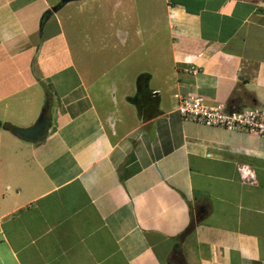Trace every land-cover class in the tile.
Instances as JSON below:
<instances>
[{
	"label": "crops",
	"instance_id": "0c3cea01",
	"mask_svg": "<svg viewBox=\"0 0 264 264\" xmlns=\"http://www.w3.org/2000/svg\"><path fill=\"white\" fill-rule=\"evenodd\" d=\"M59 2L0 0V120L49 117L0 128V264H264V135L178 110L264 108V0H145L151 39L118 28L82 65L57 12L40 31Z\"/></svg>",
	"mask_w": 264,
	"mask_h": 264
},
{
	"label": "rangeland",
	"instance_id": "374dc122",
	"mask_svg": "<svg viewBox=\"0 0 264 264\" xmlns=\"http://www.w3.org/2000/svg\"><path fill=\"white\" fill-rule=\"evenodd\" d=\"M143 1L145 0H75L64 5L56 13L59 23L66 31L74 56H77L80 65L87 60L86 55H89L88 41L95 37L105 39L107 35H111L118 28L125 29L131 37L136 25L139 28L143 26L149 31H142L137 40L151 39L152 24L158 29L159 27L152 19L154 18L152 14L150 12L148 14L151 7H148ZM159 33L156 35L157 38L162 35L161 31ZM114 38L116 39V36ZM145 50L149 52L148 58L157 56V50L153 51L151 47L140 46L135 55H131L130 48H127L125 54L129 59L125 65L131 66L133 57L143 60L141 64L135 66L145 65L146 61L143 59V57H147L144 55ZM1 121L6 120L2 119Z\"/></svg>",
	"mask_w": 264,
	"mask_h": 264
},
{
	"label": "built area",
	"instance_id": "2783aa9c",
	"mask_svg": "<svg viewBox=\"0 0 264 264\" xmlns=\"http://www.w3.org/2000/svg\"><path fill=\"white\" fill-rule=\"evenodd\" d=\"M192 70L196 69L192 67ZM178 110L184 118L204 125L264 135V108L261 107L235 109L223 103L210 105L202 96L190 95L180 96ZM238 168L244 181L255 179V174L247 165L240 164Z\"/></svg>",
	"mask_w": 264,
	"mask_h": 264
},
{
	"label": "water",
	"instance_id": "95a60500",
	"mask_svg": "<svg viewBox=\"0 0 264 264\" xmlns=\"http://www.w3.org/2000/svg\"><path fill=\"white\" fill-rule=\"evenodd\" d=\"M70 1L72 0H60L59 3L53 5L52 7H50V9L45 11L40 21L41 33L43 32V28L48 17H50L52 13L58 12L65 4ZM145 86H147V84H145ZM134 100H136V103L140 102V96L138 95ZM48 124L49 117L45 115V112H43L42 115L39 117L38 121L33 126L27 128L14 126L12 131L26 139L36 141L46 134Z\"/></svg>",
	"mask_w": 264,
	"mask_h": 264
},
{
	"label": "trees",
	"instance_id": "16d2710c",
	"mask_svg": "<svg viewBox=\"0 0 264 264\" xmlns=\"http://www.w3.org/2000/svg\"><path fill=\"white\" fill-rule=\"evenodd\" d=\"M50 106V102H49V98L46 100V104H45V110H47ZM44 110V111H45ZM13 127L14 125L10 122H7V121H1L0 120V128H3V129H7V130H13Z\"/></svg>",
	"mask_w": 264,
	"mask_h": 264
},
{
	"label": "flooded vegetation",
	"instance_id": "af4514ba",
	"mask_svg": "<svg viewBox=\"0 0 264 264\" xmlns=\"http://www.w3.org/2000/svg\"><path fill=\"white\" fill-rule=\"evenodd\" d=\"M140 103L144 104L141 99H140Z\"/></svg>",
	"mask_w": 264,
	"mask_h": 264
}]
</instances>
